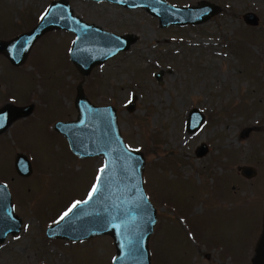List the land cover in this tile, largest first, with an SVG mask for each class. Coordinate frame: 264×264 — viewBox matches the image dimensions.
Listing matches in <instances>:
<instances>
[{
    "label": "rangeland",
    "instance_id": "rangeland-1",
    "mask_svg": "<svg viewBox=\"0 0 264 264\" xmlns=\"http://www.w3.org/2000/svg\"><path fill=\"white\" fill-rule=\"evenodd\" d=\"M52 1L0 0V40L31 30ZM165 1H208L218 12L202 24L161 28L145 9L68 0L86 23L135 42L86 76L70 61L71 32L45 33L20 66L0 54V108L33 106L0 133V182L22 220L0 245V264H112L110 236L70 242L45 234L89 195L104 164L77 158L54 130L76 119L79 83L93 105L115 109L126 145L144 155V190L157 217L151 264H252L264 215V0ZM247 12L257 26L243 21ZM192 109L204 121L189 133ZM201 145L208 150L197 157ZM17 154L30 162L27 177L15 172ZM244 165L256 175L243 177Z\"/></svg>",
    "mask_w": 264,
    "mask_h": 264
},
{
    "label": "water",
    "instance_id": "water-1",
    "mask_svg": "<svg viewBox=\"0 0 264 264\" xmlns=\"http://www.w3.org/2000/svg\"><path fill=\"white\" fill-rule=\"evenodd\" d=\"M108 2L128 9H145L158 20L161 28L184 25H198L218 12V7L208 1H200L194 6H177L165 0H85ZM243 21L249 26L258 25V17L247 12ZM65 30L74 34L69 58L76 69L84 76L106 60L120 52L127 51L135 42L132 34L117 35L95 24L83 21L74 15L68 0L52 1L29 31L10 40H0L2 53L14 66L22 65L33 44L47 32ZM161 80V72L156 74ZM74 106L77 117L72 121H59L54 125L68 143L77 158L103 157L104 164L99 171L92 190L82 202L71 207L63 220L59 219L46 229L49 239H62L70 242L84 241L94 237L110 236L115 247L112 264H151L148 240L157 221L156 209L150 203L143 185L144 155L129 148L119 129L115 109L93 105L84 94L82 84L76 88ZM32 105L0 108V133L17 118L28 116ZM134 97L126 109L132 112ZM204 121L203 114L192 109L186 121V131L193 133ZM207 147L196 148L197 157L207 152ZM14 168L20 177L31 173L29 160L17 154ZM241 175L250 179L256 175L251 166H238ZM22 220L14 212L11 193L6 184L0 183V245L8 236H17L21 231ZM252 264H264V215L260 236L255 246Z\"/></svg>",
    "mask_w": 264,
    "mask_h": 264
},
{
    "label": "snow or ice",
    "instance_id": "snow-or-ice-1",
    "mask_svg": "<svg viewBox=\"0 0 264 264\" xmlns=\"http://www.w3.org/2000/svg\"><path fill=\"white\" fill-rule=\"evenodd\" d=\"M95 191V188H93V192ZM92 198V193L90 192L89 193V199H91ZM73 208H75L76 207V205L74 204L73 206H72ZM69 211H71V209H69ZM68 215V212H65L62 216H61V220H63L64 219V217H66Z\"/></svg>",
    "mask_w": 264,
    "mask_h": 264
}]
</instances>
